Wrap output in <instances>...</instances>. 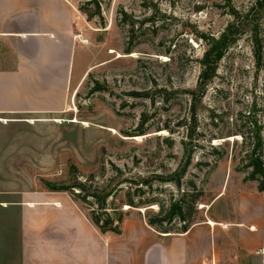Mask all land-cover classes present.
Listing matches in <instances>:
<instances>
[{
	"label": "rangeland",
	"instance_id": "374dc122",
	"mask_svg": "<svg viewBox=\"0 0 264 264\" xmlns=\"http://www.w3.org/2000/svg\"><path fill=\"white\" fill-rule=\"evenodd\" d=\"M255 1L67 0L85 41L75 61L79 84L66 112L21 117L23 151L0 160V178L22 190L81 181L116 189L117 201L148 179L144 197L164 208L194 186L202 193L194 225L231 218L236 194L257 188L248 166L255 129L264 164V9ZM234 13L242 22L236 42L198 86L207 43L237 26ZM187 155L177 188L171 180ZM63 193L90 213L92 200ZM125 208L145 221L159 210ZM180 228L177 220L164 226L170 234Z\"/></svg>",
	"mask_w": 264,
	"mask_h": 264
},
{
	"label": "crops",
	"instance_id": "0c3cea01",
	"mask_svg": "<svg viewBox=\"0 0 264 264\" xmlns=\"http://www.w3.org/2000/svg\"><path fill=\"white\" fill-rule=\"evenodd\" d=\"M76 27L67 0H0V160L23 151L21 117L66 112L80 79ZM233 201L231 218L183 234L131 216L120 235L101 234L66 193L0 178V264H264V191Z\"/></svg>",
	"mask_w": 264,
	"mask_h": 264
},
{
	"label": "trees",
	"instance_id": "16d2710c",
	"mask_svg": "<svg viewBox=\"0 0 264 264\" xmlns=\"http://www.w3.org/2000/svg\"><path fill=\"white\" fill-rule=\"evenodd\" d=\"M254 4L257 11L264 9V0H256ZM234 14V19H237V26L228 25L218 38L209 39L207 48L200 61L201 72L198 86L206 85L208 80L215 73V66L217 63L224 57L227 50L236 42L235 35L237 30L241 28L240 24L242 22L239 20L238 15H236V13ZM86 17L87 19L90 18L88 15H86ZM253 133V138H256V142L252 147L249 157L248 166L251 169L249 178L250 180L257 182V191L262 193L264 191V164L261 160V155L258 154L262 144L258 137L259 129H255ZM141 135H143V133H140L139 136ZM190 163L191 157L190 155H187L181 170L175 174L173 177L174 179L171 180L177 188L180 187L181 180L185 176ZM158 179L160 182H166L165 179L161 177ZM46 186L48 187V191L51 192H71L72 194L75 192L74 197L80 199L86 204L89 202L88 199L92 200L90 203L92 205L90 207L91 211L86 217L101 234L112 233L120 235V226L127 217V213H124L121 210L123 206L128 207V210H140L154 205L158 206V213L152 217H148L146 219V224L159 233L170 234L169 231L164 229V226L177 220L181 223L180 232L178 234H183L194 225L192 219L193 214L196 213V205L202 200V193L196 191L193 186L191 192L182 193L179 198L171 201L169 205L164 208L156 199H148L144 197L145 189L149 187L148 179H143L140 183V187L137 186L136 189L131 190L128 188L123 194L124 199H120L119 201H117L119 191H116V189L107 191L104 186L93 187L81 181H75L69 187ZM146 211L147 210H145V212Z\"/></svg>",
	"mask_w": 264,
	"mask_h": 264
},
{
	"label": "built area",
	"instance_id": "2783aa9c",
	"mask_svg": "<svg viewBox=\"0 0 264 264\" xmlns=\"http://www.w3.org/2000/svg\"><path fill=\"white\" fill-rule=\"evenodd\" d=\"M79 42H80V43H82V44H84V43H85V41H83V40H79Z\"/></svg>",
	"mask_w": 264,
	"mask_h": 264
},
{
	"label": "bare ground",
	"instance_id": "6f19581e",
	"mask_svg": "<svg viewBox=\"0 0 264 264\" xmlns=\"http://www.w3.org/2000/svg\"><path fill=\"white\" fill-rule=\"evenodd\" d=\"M125 209H127V207H126ZM209 224H210V225H213V223H212V222H209Z\"/></svg>",
	"mask_w": 264,
	"mask_h": 264
}]
</instances>
